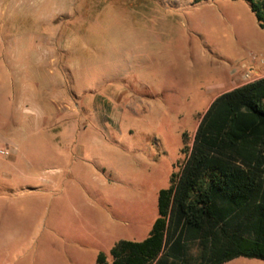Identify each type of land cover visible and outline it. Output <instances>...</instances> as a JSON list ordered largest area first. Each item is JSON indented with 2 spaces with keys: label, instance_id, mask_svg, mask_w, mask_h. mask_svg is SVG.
I'll return each mask as SVG.
<instances>
[{
  "label": "rangeland",
  "instance_id": "rangeland-1",
  "mask_svg": "<svg viewBox=\"0 0 264 264\" xmlns=\"http://www.w3.org/2000/svg\"><path fill=\"white\" fill-rule=\"evenodd\" d=\"M262 62L244 0H0V83L17 94L9 123L0 110V264H97L145 240L184 134Z\"/></svg>",
  "mask_w": 264,
  "mask_h": 264
},
{
  "label": "trees",
  "instance_id": "trees-1",
  "mask_svg": "<svg viewBox=\"0 0 264 264\" xmlns=\"http://www.w3.org/2000/svg\"><path fill=\"white\" fill-rule=\"evenodd\" d=\"M244 1L264 30V0ZM183 140L185 164L160 191L148 237L119 241L97 264L264 261V78L216 98Z\"/></svg>",
  "mask_w": 264,
  "mask_h": 264
},
{
  "label": "crops",
  "instance_id": "crops-1",
  "mask_svg": "<svg viewBox=\"0 0 264 264\" xmlns=\"http://www.w3.org/2000/svg\"><path fill=\"white\" fill-rule=\"evenodd\" d=\"M250 74L251 81L246 82L245 80V75ZM264 78V62L259 64L257 67H254L253 69H250L246 71L242 76H240L238 79L233 80L232 84H229L228 86L222 88L218 94L214 97L213 101L221 96L222 94L232 91L238 87H242L244 85H247L251 82L257 81ZM21 90V89H19ZM20 92V91H19ZM20 99H24L25 102H27V94L25 90H21L19 94ZM17 94H16V89L13 88L11 84L7 83H0V110L3 109V121L4 123H9V118H10V113L8 112L7 108H11V103L16 102ZM212 101V102H213ZM23 111L27 114L32 113L28 109V107H24ZM1 115V114H0ZM1 118V117H0ZM5 137L0 134V139H4Z\"/></svg>",
  "mask_w": 264,
  "mask_h": 264
},
{
  "label": "built area",
  "instance_id": "built-area-1",
  "mask_svg": "<svg viewBox=\"0 0 264 264\" xmlns=\"http://www.w3.org/2000/svg\"><path fill=\"white\" fill-rule=\"evenodd\" d=\"M245 80L246 82L251 81L250 74L245 75ZM9 155H10V151L5 147L0 146V158L8 157Z\"/></svg>",
  "mask_w": 264,
  "mask_h": 264
}]
</instances>
